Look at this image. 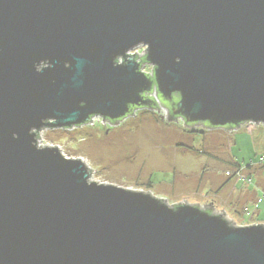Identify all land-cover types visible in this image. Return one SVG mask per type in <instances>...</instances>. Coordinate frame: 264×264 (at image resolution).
Segmentation results:
<instances>
[{"label": "water", "instance_id": "1", "mask_svg": "<svg viewBox=\"0 0 264 264\" xmlns=\"http://www.w3.org/2000/svg\"><path fill=\"white\" fill-rule=\"evenodd\" d=\"M159 109L264 125V0H0V264H264V224L91 181L39 144Z\"/></svg>", "mask_w": 264, "mask_h": 264}, {"label": "rangeland", "instance_id": "2", "mask_svg": "<svg viewBox=\"0 0 264 264\" xmlns=\"http://www.w3.org/2000/svg\"><path fill=\"white\" fill-rule=\"evenodd\" d=\"M143 49L132 53L141 55ZM133 115L117 126H104L100 121L69 130L45 129L39 134V144L56 146L68 158H82L94 171L91 181L150 192L169 205L184 200L203 206L213 201L214 209L226 212L238 226L258 223H251L255 220L244 209L242 219L221 201L233 190L249 188L262 200L255 219L264 224V125H243L228 132L200 125L182 127L180 119L167 122V112L162 109L159 113L139 110ZM235 165L242 172L246 168L241 167L249 165L258 170L251 178L243 173V179L229 183L226 172H234ZM247 206L251 212L253 204Z\"/></svg>", "mask_w": 264, "mask_h": 264}, {"label": "crops", "instance_id": "3", "mask_svg": "<svg viewBox=\"0 0 264 264\" xmlns=\"http://www.w3.org/2000/svg\"><path fill=\"white\" fill-rule=\"evenodd\" d=\"M218 158H216V161H217ZM260 164V163H259ZM258 165V164H257ZM256 165V166H257ZM260 166V165H259ZM235 169H238L240 168L238 165H235L233 166ZM241 168H246L244 175L248 176L251 178V174L253 172L257 173L256 170H258L257 167H255L254 165H249V166H246V167H241ZM227 181L229 183H231V179L233 180H237L238 179H235V178H230V177H226ZM225 179V180H226ZM241 181H244V180H241ZM227 182V183H228ZM246 183V181H244ZM252 183V182H251ZM250 183V184H251ZM248 184V183H247ZM247 188V187H246ZM219 190V189H218ZM218 190H217V193H218ZM235 190H233V192H231V194L228 196L229 198L227 200H223L221 201L222 202V206L223 207H228L231 211H233L235 214H237L238 216L242 217L243 219V209H247L248 210V204H253V210L250 212L252 214V217L251 219L255 220L251 223H258V224H261L260 221H257L255 219V217H257V213H258V206L259 204L262 202V200L259 198V197H256V193L254 190H249V188H247L246 190L245 189H241L239 190L237 193L234 192ZM211 203L214 204V202L212 201ZM210 204V203H209ZM239 205V209L237 208ZM249 211V210H248ZM231 217V216H230Z\"/></svg>", "mask_w": 264, "mask_h": 264}, {"label": "built area", "instance_id": "4", "mask_svg": "<svg viewBox=\"0 0 264 264\" xmlns=\"http://www.w3.org/2000/svg\"><path fill=\"white\" fill-rule=\"evenodd\" d=\"M146 67V66H145ZM142 71L143 72H145V69H144V67H143V69H142ZM151 72V69H149V71L148 72H145V73H150ZM91 121H92V125L94 124V123H96V122H102V123H104V126L105 125H108V123L106 122V121H103L102 119H100L99 117H93L92 119H91ZM243 172H242V169H240V168H238V169H235V171L234 172H232L231 174L230 173H228V172H226V176H230V177H235L236 179H243ZM244 213H245V215L246 216H250V215H252L247 209H244ZM251 217V216H250Z\"/></svg>", "mask_w": 264, "mask_h": 264}, {"label": "trees", "instance_id": "5", "mask_svg": "<svg viewBox=\"0 0 264 264\" xmlns=\"http://www.w3.org/2000/svg\"><path fill=\"white\" fill-rule=\"evenodd\" d=\"M168 118H169L171 121H173V120L175 119V117L171 116L170 113H168ZM233 221H234V220H233ZM235 223H236V222H235Z\"/></svg>", "mask_w": 264, "mask_h": 264}, {"label": "flooded vegetation", "instance_id": "6", "mask_svg": "<svg viewBox=\"0 0 264 264\" xmlns=\"http://www.w3.org/2000/svg\"><path fill=\"white\" fill-rule=\"evenodd\" d=\"M136 111H139V110H136ZM136 111H135V112H136ZM140 111H141V110H140Z\"/></svg>", "mask_w": 264, "mask_h": 264}]
</instances>
